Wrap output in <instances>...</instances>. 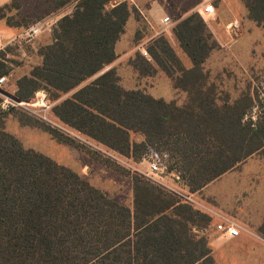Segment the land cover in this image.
I'll list each match as a JSON object with an SVG mask.
<instances>
[{
	"label": "trees",
	"instance_id": "trees-1",
	"mask_svg": "<svg viewBox=\"0 0 264 264\" xmlns=\"http://www.w3.org/2000/svg\"><path fill=\"white\" fill-rule=\"evenodd\" d=\"M112 1H59V8L74 4V10L58 22L42 63L17 81L20 99L31 100L40 88L71 94L53 110L59 120L134 159L149 146L170 152L169 171L179 172L191 193L264 149V110L252 118L251 96L219 106L203 91V66L219 44L197 13L173 29L191 68L164 35L146 48L149 58L137 53L133 61L143 75L157 66L190 93L188 103L122 88L108 67L138 10L125 1L111 7ZM242 1L249 18L263 25L264 0ZM10 71L0 56V77ZM132 134L143 141L133 142ZM210 222L141 178L134 179L133 209L120 205L71 169L25 149L0 120V264H216L202 233Z\"/></svg>",
	"mask_w": 264,
	"mask_h": 264
},
{
	"label": "rangeland",
	"instance_id": "rangeland-1",
	"mask_svg": "<svg viewBox=\"0 0 264 264\" xmlns=\"http://www.w3.org/2000/svg\"><path fill=\"white\" fill-rule=\"evenodd\" d=\"M59 1L13 0L0 8V21L9 27L7 30L0 23V56L11 69L7 78L13 85L16 94L18 91L17 81L29 75L34 67L42 63L41 53L53 42V34L58 22L70 9L74 10V4L59 10L57 6ZM200 2L201 0H167L162 3L167 10L166 14L173 20V29L182 19L196 14V6ZM213 4L216 7V14L213 18L203 20L219 47L210 54L203 66L205 73L203 91L211 92L219 106H223L225 102L231 103L242 96H251L254 101L251 109H255L253 110V114H255L259 110H264V24L257 25L249 18L247 8L242 0H214ZM134 16L138 22L137 31L130 28L119 43L118 60L122 61L117 64L121 74L119 84H122L125 90H140L150 96L152 93L159 94L162 88L170 91L172 78L169 77L171 80L163 76L161 78V73L164 72L157 66L155 72L150 75L140 74L133 67V61H135L137 53L143 55V50H146L161 35L168 39L173 48L175 46L168 34L160 32L162 23L151 29L144 20L138 17L139 15L134 13ZM164 16L161 17V21L165 18ZM35 27H38L39 31L34 34L31 29ZM179 49L184 53L180 45ZM182 64L186 68L183 61ZM177 76L179 74L175 75V77ZM174 83L173 81V85ZM41 90L46 92L53 104L49 115H47L48 120L23 109H13L7 113L0 111V116H2L0 120L3 122L4 130L14 136L25 149L41 153L56 163L71 169L92 187L105 193L112 201L133 209L134 179L141 178L156 185L147 180L145 176L148 164L144 158L148 154V150L143 157L134 159L119 154L81 134L59 120L53 111L71 94L55 96L53 91L44 88H40L36 92ZM189 96L190 93L187 90L175 88L173 99L171 101L163 100L175 102L177 106L183 107L188 103ZM131 137L133 142L143 141L140 134H132ZM152 148L160 152L159 149ZM238 169L253 171L257 176L253 180L261 183L264 180L262 177L264 176V149L240 164ZM238 171L214 184L204 194L192 195L194 203L184 200L183 202L198 208H211L213 202L207 197L211 193L225 197L233 196L231 192L237 193L236 187H242L237 182L248 180V177L239 178L238 175L242 174ZM163 178L172 190L193 194L185 186V181L183 183L169 174ZM163 190L182 201L172 193V190L166 187ZM237 202H232V207L240 213L241 207L235 206ZM227 213L232 217H238L235 213ZM226 219H221L218 224L224 223ZM226 221L238 224L235 219L228 218ZM198 222L203 224L202 220H198ZM215 229L218 231L217 226ZM253 240L254 242L258 241ZM262 240L264 241V237L261 236L260 245L264 246Z\"/></svg>",
	"mask_w": 264,
	"mask_h": 264
},
{
	"label": "crops",
	"instance_id": "crops-1",
	"mask_svg": "<svg viewBox=\"0 0 264 264\" xmlns=\"http://www.w3.org/2000/svg\"><path fill=\"white\" fill-rule=\"evenodd\" d=\"M10 1L13 0H0V8L3 7V5H7ZM124 1L128 2L132 9L136 8L138 10L136 13L137 15H139L138 17L141 20H144L151 29H154L156 26H158V24L161 23V17L163 15H165L164 17L168 16L166 14L167 10L163 6L164 4L162 5V3L167 2V0H113L110 6L114 7L115 5L120 4L121 2ZM61 8L58 9L60 10ZM72 11L73 10L70 9L64 16L70 15ZM0 23H2L3 26L8 30L9 27L6 24H4L1 21ZM137 24L138 22L134 16V13H132L126 23L125 33L128 32L130 28L134 29V31H137L138 28ZM160 30H161L160 32H163L164 34H168L169 38L173 42V45L175 46L174 48L177 51V54L184 62L186 68H191L192 67L191 60L187 57V55H185L179 49V42L177 41L173 33V27L166 30H164L162 27V29ZM122 36L120 37L119 41L115 46L117 58L108 67V69L109 68L116 69L117 75L119 76V82H120L121 74H120L119 66L117 64L119 62H122L119 61L120 59L118 60L119 58L118 50L120 47L119 43L120 40L122 39ZM217 40L220 41L218 38ZM161 74H162L161 78L163 77L169 78L166 74L164 73ZM171 85H172V89L170 91H167V89L162 88L159 94L152 93V97L154 96L160 99L171 101L175 96V87L173 85L172 80H171ZM120 86L123 87L122 84H120ZM239 165H237V167H235L234 169L221 175L219 178L212 181L211 183L206 185L203 189H201L199 192H197L199 194L200 193L204 194V192L209 188H211L214 184L221 182L224 178H226L230 174L238 170H241L238 172L242 175H238V177L239 178L248 177V180L244 182H241L239 180L237 182L238 185L242 186L240 188L236 187V190H238L237 193L231 192L233 194V196L231 197H225L222 195L219 196L217 193H211L210 195L207 196L208 199H210L213 202V206H211V208L210 207L198 208V207H194V205L192 206L195 209H198L201 212L207 214L211 218V222L207 226H205L202 233H204L208 237L209 246L211 249V256L213 257L216 264H264V246L260 245L261 236L264 237V225H263L264 224V180L261 183H259L256 180L254 181L253 178L257 177L255 173H253V171H245L242 169H238ZM262 177L264 179V176ZM192 195H196V193H193ZM237 200H239V202H237ZM241 200H243L244 202ZM234 201L237 202L235 204L236 207L239 208L241 207L240 213L236 211V208L232 207L233 206L232 202ZM227 212L235 213V215L238 216L239 218L232 217ZM228 218L235 219V221L238 222V225L243 229V232H241L240 236L236 238H229L220 231H216L215 228L220 222V220L221 219L228 220ZM246 230L253 234L245 232ZM253 239L258 240L259 242L255 241L257 242L255 243ZM262 242L264 241L262 240Z\"/></svg>",
	"mask_w": 264,
	"mask_h": 264
},
{
	"label": "built area",
	"instance_id": "built-area-1",
	"mask_svg": "<svg viewBox=\"0 0 264 264\" xmlns=\"http://www.w3.org/2000/svg\"><path fill=\"white\" fill-rule=\"evenodd\" d=\"M213 1L214 0H201L200 4L197 6L196 13L200 15L202 19L205 20V18H213L216 14V8L213 4ZM161 23L164 30L173 27V20L168 16H166L161 21ZM38 31V27L31 29V32L34 34ZM143 55L147 58L149 57L146 50H143ZM52 107L53 104L49 100L44 90L36 92L35 96L31 100H22L17 96L16 91L13 89V85L9 83V79L7 78V76L0 77L1 112L7 113L13 109H23L38 114L41 118L48 120L47 115H49ZM40 111H42V113H39ZM252 118L254 120L256 119V113L253 114V111ZM144 160L148 164L145 176L147 177V180H150L157 186L162 187L163 189L164 187H166L169 190H172L163 178L168 174L183 182L179 172H177L176 170L169 171V162H171V155L168 151L159 152L152 147H148V154L145 156ZM174 174H176L177 176ZM172 193L181 198L182 201L184 200L188 203H194L192 194L174 189L172 190ZM217 229L229 238H236L240 236L241 232H243V229L238 224L231 221H225L222 224H218ZM245 232L253 234L247 230Z\"/></svg>",
	"mask_w": 264,
	"mask_h": 264
}]
</instances>
